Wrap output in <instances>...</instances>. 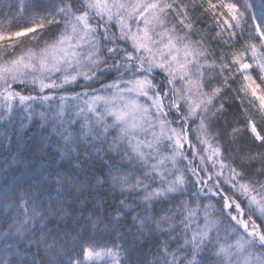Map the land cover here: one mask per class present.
<instances>
[{
    "label": "snow or ice",
    "instance_id": "snow-or-ice-1",
    "mask_svg": "<svg viewBox=\"0 0 264 264\" xmlns=\"http://www.w3.org/2000/svg\"><path fill=\"white\" fill-rule=\"evenodd\" d=\"M20 116L143 211L131 240L121 200L111 229L33 253L17 238L63 181L23 192L6 163L0 201L19 203L0 212V264H264V0H0V119Z\"/></svg>",
    "mask_w": 264,
    "mask_h": 264
},
{
    "label": "trees",
    "instance_id": "trees-1",
    "mask_svg": "<svg viewBox=\"0 0 264 264\" xmlns=\"http://www.w3.org/2000/svg\"><path fill=\"white\" fill-rule=\"evenodd\" d=\"M22 119L23 117L20 116L12 123L0 119V166L6 163L12 164L9 176L20 178L19 183L23 192L28 191L25 181L39 176L47 179L51 175L53 182L58 177L62 179L61 184L54 186L59 187L65 195L62 203L45 200L39 205L37 211L44 213V220L35 223V233L29 231L25 234L29 239H25L24 236L18 237L17 247L22 242L24 247H30L33 253L39 249L47 257L49 253L45 251L46 243L56 244L58 232L59 240L63 243L64 231L71 234L67 238L69 241L78 233L81 235L95 233L96 229L91 226V221H96L97 227L111 229L113 226L109 225L108 221L116 215L121 200H125L135 208V211L130 212L127 217L121 216V219L125 220V226L118 230L121 238L131 240V233L135 231L131 227L132 216L143 209L133 203L134 198L129 194L121 195L119 188L110 190L107 185L97 183L95 177L101 172L99 159L85 158L84 155L77 157V153L71 151V145L66 144L59 136L50 134V130L42 127L38 119L31 122L24 121L26 126L20 128ZM39 144L44 147L37 154L36 146ZM13 161L15 163H12ZM3 183L4 180L0 177V184ZM33 191L40 192L42 189L37 188ZM5 203L9 205L7 208L4 207ZM18 203L15 198L0 201V212L16 215ZM31 207L32 205H29V215H31ZM32 226L30 222V228ZM103 237L104 232L101 231L97 239ZM2 243L3 240L0 238V244ZM108 247L111 245L109 244ZM121 256L125 257L127 253L122 252ZM0 259H3L2 249H0ZM37 260L39 261V256Z\"/></svg>",
    "mask_w": 264,
    "mask_h": 264
},
{
    "label": "rangeland",
    "instance_id": "rangeland-1",
    "mask_svg": "<svg viewBox=\"0 0 264 264\" xmlns=\"http://www.w3.org/2000/svg\"><path fill=\"white\" fill-rule=\"evenodd\" d=\"M95 264H103V262L100 261V260H97V261L95 262Z\"/></svg>",
    "mask_w": 264,
    "mask_h": 264
}]
</instances>
